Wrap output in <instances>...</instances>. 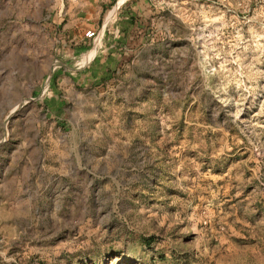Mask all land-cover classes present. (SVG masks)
Masks as SVG:
<instances>
[{
    "label": "rangeland",
    "instance_id": "374dc122",
    "mask_svg": "<svg viewBox=\"0 0 264 264\" xmlns=\"http://www.w3.org/2000/svg\"><path fill=\"white\" fill-rule=\"evenodd\" d=\"M145 2L119 64L0 0V264H264V0Z\"/></svg>",
    "mask_w": 264,
    "mask_h": 264
},
{
    "label": "crops",
    "instance_id": "0c3cea01",
    "mask_svg": "<svg viewBox=\"0 0 264 264\" xmlns=\"http://www.w3.org/2000/svg\"><path fill=\"white\" fill-rule=\"evenodd\" d=\"M145 3V0H56L59 35L63 43L82 47L92 43L85 36L87 30L102 31L107 59L122 64L144 46L147 30L142 15L149 10Z\"/></svg>",
    "mask_w": 264,
    "mask_h": 264
},
{
    "label": "built area",
    "instance_id": "2783aa9c",
    "mask_svg": "<svg viewBox=\"0 0 264 264\" xmlns=\"http://www.w3.org/2000/svg\"><path fill=\"white\" fill-rule=\"evenodd\" d=\"M100 35V33H99V31H91V30H87L86 32H85V36L86 37H88V38H91V39H93V41H95L98 37L100 38V40H101V35Z\"/></svg>",
    "mask_w": 264,
    "mask_h": 264
},
{
    "label": "bare ground",
    "instance_id": "6f19581e",
    "mask_svg": "<svg viewBox=\"0 0 264 264\" xmlns=\"http://www.w3.org/2000/svg\"><path fill=\"white\" fill-rule=\"evenodd\" d=\"M112 11H113V10H112ZM111 15H112V14H111ZM98 38H99V37H98ZM92 50H93V49H92ZM93 54H94V50L92 51V55H93ZM90 55H91V54H90ZM92 55H91V56H92Z\"/></svg>",
    "mask_w": 264,
    "mask_h": 264
}]
</instances>
